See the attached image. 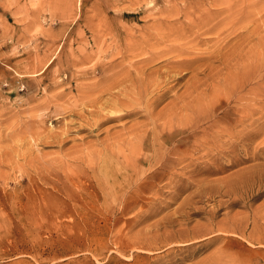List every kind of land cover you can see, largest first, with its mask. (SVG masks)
<instances>
[{
    "label": "rangeland",
    "instance_id": "1",
    "mask_svg": "<svg viewBox=\"0 0 264 264\" xmlns=\"http://www.w3.org/2000/svg\"><path fill=\"white\" fill-rule=\"evenodd\" d=\"M263 68L264 0H0V264H264Z\"/></svg>",
    "mask_w": 264,
    "mask_h": 264
},
{
    "label": "bare ground",
    "instance_id": "2",
    "mask_svg": "<svg viewBox=\"0 0 264 264\" xmlns=\"http://www.w3.org/2000/svg\"><path fill=\"white\" fill-rule=\"evenodd\" d=\"M174 7H175V4H174ZM174 9V8H173ZM173 9H171V11L169 12L170 14H171V12H173L172 10ZM175 10H176V8H175ZM177 13V12H176ZM173 15V14H172ZM176 16V15H175ZM178 16V15H177ZM170 17V16H169ZM174 17V16H173ZM132 35V34H131ZM129 38V37H128ZM189 50V49H188ZM190 53V52H189ZM194 53V52H193ZM169 58V57H168ZM186 59V58H185ZM197 60V59H196ZM159 61V60H158ZM179 63H182V62H178V64ZM184 63H185V61H184ZM188 63V62H187ZM252 65V64H251ZM181 66V65H180ZM181 67H183V65L181 66ZM264 69V68H263ZM241 79V78H240ZM149 82H147V84H148ZM151 83V82H150ZM145 84V83H144ZM155 84V83H154ZM252 87V86H251ZM238 92V91H237ZM242 94V93H241ZM240 96V95H239ZM236 98H238V97H236ZM214 99V98H213ZM246 99V98H245ZM230 101V100H229ZM243 101V100H242ZM253 102V101H252ZM151 103V102H150ZM204 103V102H203ZM150 105V104H149ZM152 105V104H151ZM153 106V105H152ZM256 106V105H255ZM241 109V108H240ZM248 110V109H247ZM259 110V109H258ZM254 111V110H253ZM211 112V111H210ZM243 112V111H242ZM263 112V111H262ZM202 114V113H201ZM241 114V113H240ZM175 116V115H174ZM246 116V115H245ZM244 120V119H243ZM256 120V119H255ZM187 125V124H186ZM217 126V125H216ZM148 130V129H147ZM219 133V132H218ZM253 133V132H252ZM257 145V144H256ZM109 193V192H108ZM57 216V215H56Z\"/></svg>",
    "mask_w": 264,
    "mask_h": 264
}]
</instances>
